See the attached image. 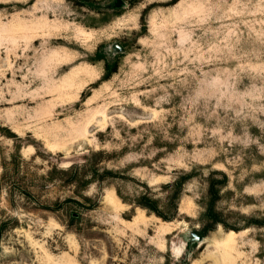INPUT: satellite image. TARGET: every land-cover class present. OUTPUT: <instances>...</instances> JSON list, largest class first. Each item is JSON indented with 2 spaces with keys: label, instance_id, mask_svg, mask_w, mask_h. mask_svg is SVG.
I'll use <instances>...</instances> for the list:
<instances>
[{
  "label": "rangeland",
  "instance_id": "obj_1",
  "mask_svg": "<svg viewBox=\"0 0 264 264\" xmlns=\"http://www.w3.org/2000/svg\"><path fill=\"white\" fill-rule=\"evenodd\" d=\"M116 1L0 0V264H264V0Z\"/></svg>",
  "mask_w": 264,
  "mask_h": 264
},
{
  "label": "trees",
  "instance_id": "obj_2",
  "mask_svg": "<svg viewBox=\"0 0 264 264\" xmlns=\"http://www.w3.org/2000/svg\"><path fill=\"white\" fill-rule=\"evenodd\" d=\"M104 56H100V59H103ZM117 65L111 64L110 62H108L105 66V71H106V75L104 79H108L114 72H116V68ZM79 166H72L71 169H69L67 172H70V174L72 175V179H74L75 181L78 179L79 177ZM73 180V181H74ZM91 180H87L86 184L91 183ZM225 184V181L223 182ZM178 190L180 191V188L182 187V183H178ZM210 195L211 198L208 201V208H207V212L205 214V219H206V224H204L203 228L199 231V235L205 237L207 236L210 231H212L214 229V227L218 224H223L226 228L228 229H235V228H230L229 226H227V224H225L223 222V220L221 219V216L218 214V211L216 209V203L219 199V191L217 190L216 184H211L210 186ZM156 213L160 215V212L158 209H156Z\"/></svg>",
  "mask_w": 264,
  "mask_h": 264
},
{
  "label": "water",
  "instance_id": "obj_3",
  "mask_svg": "<svg viewBox=\"0 0 264 264\" xmlns=\"http://www.w3.org/2000/svg\"><path fill=\"white\" fill-rule=\"evenodd\" d=\"M116 5L117 6H122V5H124V2L122 0H117L116 1Z\"/></svg>",
  "mask_w": 264,
  "mask_h": 264
}]
</instances>
